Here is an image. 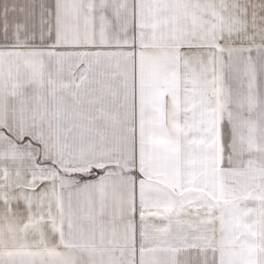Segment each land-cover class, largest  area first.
<instances>
[{
    "label": "snow or ice",
    "instance_id": "obj_1",
    "mask_svg": "<svg viewBox=\"0 0 264 264\" xmlns=\"http://www.w3.org/2000/svg\"><path fill=\"white\" fill-rule=\"evenodd\" d=\"M0 264H264V0H0Z\"/></svg>",
    "mask_w": 264,
    "mask_h": 264
}]
</instances>
